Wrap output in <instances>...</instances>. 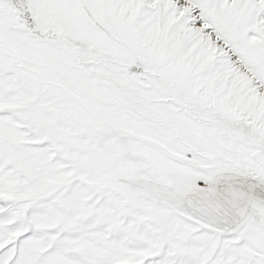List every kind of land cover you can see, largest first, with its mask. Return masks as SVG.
I'll return each mask as SVG.
<instances>
[{"label": "snow or ice", "instance_id": "6c2138e0", "mask_svg": "<svg viewBox=\"0 0 264 264\" xmlns=\"http://www.w3.org/2000/svg\"><path fill=\"white\" fill-rule=\"evenodd\" d=\"M0 264H264V0H0Z\"/></svg>", "mask_w": 264, "mask_h": 264}]
</instances>
